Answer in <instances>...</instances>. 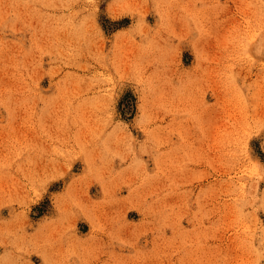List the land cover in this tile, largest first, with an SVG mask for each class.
<instances>
[{"label": "rangeland", "instance_id": "1", "mask_svg": "<svg viewBox=\"0 0 264 264\" xmlns=\"http://www.w3.org/2000/svg\"><path fill=\"white\" fill-rule=\"evenodd\" d=\"M0 264H264V0H0Z\"/></svg>", "mask_w": 264, "mask_h": 264}]
</instances>
